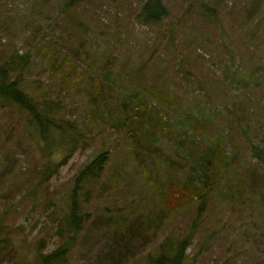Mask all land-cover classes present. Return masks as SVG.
Here are the masks:
<instances>
[{
  "label": "rangeland",
  "instance_id": "rangeland-1",
  "mask_svg": "<svg viewBox=\"0 0 264 264\" xmlns=\"http://www.w3.org/2000/svg\"><path fill=\"white\" fill-rule=\"evenodd\" d=\"M143 1L0 0V64L28 54L23 71L15 66L20 86L40 103L59 101L81 134L37 190L42 162L59 161L62 149L40 152L26 113L0 107V213L10 227L0 264H36L38 247L46 253L61 244L56 230L73 179L105 148L109 161L65 264H148L159 243L184 235L195 264H264V164L248 145L264 140V0H164L168 17L150 25L135 19ZM134 93L150 112L143 127L121 108ZM187 115L209 119L206 137ZM215 137L237 179L214 189L195 223L196 208L162 194L168 178L190 170L186 141Z\"/></svg>",
  "mask_w": 264,
  "mask_h": 264
},
{
  "label": "trees",
  "instance_id": "trees-1",
  "mask_svg": "<svg viewBox=\"0 0 264 264\" xmlns=\"http://www.w3.org/2000/svg\"><path fill=\"white\" fill-rule=\"evenodd\" d=\"M203 6L209 13L214 12V7L207 2H203ZM168 15L169 9L164 0H144L135 14V19L142 25L159 24ZM28 60V54L24 57L15 55L0 64V107L15 105L20 111L26 113V126L32 128L33 135L39 137L40 140L37 141L40 152L51 146H60L59 148L62 149L63 156L59 161H43L38 169L36 185L37 190H40V185L51 178L56 168L65 164L72 156L78 147L81 134L76 130L75 121L60 115L62 107L59 101L47 96L43 103H40L38 98L20 86L22 82L20 72L28 66ZM16 64L19 73L15 70ZM121 108L125 118L135 120L134 123L138 127H143L148 122L150 117L148 105L138 93L125 96L121 101ZM185 121L195 133L205 136L201 131L207 125L208 118L187 115ZM148 136L150 137V134ZM149 137L148 139L152 141L155 138V136H152V139ZM218 139L220 138L215 137L211 144H200V146L194 140L186 141L193 145L187 150V157L191 160L190 170L187 171L185 178L175 175L168 178L169 191L162 194L173 196L175 200H178L179 205L187 204L196 208L194 222L201 216L205 204L214 194V189L220 186L225 191L227 187L222 184L224 179L228 182L237 179V174H231L233 170V163L230 162L231 154L224 150ZM179 143H182V148L185 149L183 141ZM262 143L260 145L248 139L252 156L264 164V140ZM109 155L110 151L105 148L79 169L73 179L74 184L65 197V216L56 230V234L62 238L61 244L46 253H42L38 247L36 264H65L69 251L78 241L83 224L89 217V214L83 211V205L87 202L93 182L102 176L109 161ZM222 170L224 174H220ZM239 175L240 172H238ZM27 193L32 196V185L28 187ZM33 199L35 200L34 197ZM3 213L5 212L0 213V244L4 242L3 234L10 230V227L2 223ZM194 222L189 227L191 231L195 227ZM40 243L45 244L46 239L41 238L37 245H42ZM188 245V235L176 239H164L159 243L156 252L147 255L148 264H195V258H190L186 252Z\"/></svg>",
  "mask_w": 264,
  "mask_h": 264
}]
</instances>
